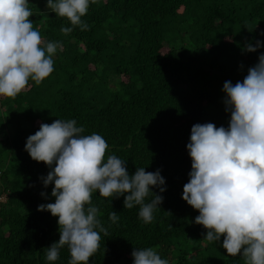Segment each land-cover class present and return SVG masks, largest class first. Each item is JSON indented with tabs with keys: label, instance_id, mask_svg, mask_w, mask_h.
I'll list each match as a JSON object with an SVG mask.
<instances>
[{
	"label": "trees",
	"instance_id": "trees-1",
	"mask_svg": "<svg viewBox=\"0 0 264 264\" xmlns=\"http://www.w3.org/2000/svg\"><path fill=\"white\" fill-rule=\"evenodd\" d=\"M46 3L29 0V19L45 44H62L54 71L39 85L29 78L14 99L0 96V264L71 259L67 246L57 261L46 259V248L59 240L58 217L37 208L55 202L54 184L44 187L41 178L51 169L25 150L41 123L57 119L76 120L84 135L100 134L109 145L106 155L125 160L130 175L144 167L159 169L165 179L166 191L152 188L163 202L148 224L139 206L124 208V196L93 193L108 234L101 233L89 264H133L134 248L147 247L169 264H246L242 255L227 254L223 236L204 239L207 230L195 223L199 211L182 196L192 126L228 128L223 84L242 82L264 53V0H90L82 17L86 30ZM61 27L73 31L65 35ZM257 41V51L244 50ZM112 211L116 223L109 220Z\"/></svg>",
	"mask_w": 264,
	"mask_h": 264
},
{
	"label": "clouds",
	"instance_id": "clouds-1",
	"mask_svg": "<svg viewBox=\"0 0 264 264\" xmlns=\"http://www.w3.org/2000/svg\"><path fill=\"white\" fill-rule=\"evenodd\" d=\"M89 5L90 0L46 3L50 12L81 30L88 28L82 17ZM32 15L29 0H0V96L14 99L28 86L29 78L39 85L54 71L53 56L62 44H45L29 19ZM73 27L60 31L67 35ZM260 47L257 41L244 50L255 52ZM223 91L226 111L231 112L229 126H192L187 144L192 164L182 198L199 211L195 223L207 230L204 239L219 242L223 236L222 247L229 256L240 254L246 264H264V53L242 82L225 81ZM84 131L74 119H57L41 123L25 144L34 161L51 169L41 179L45 188L54 184L55 202L37 208L58 217L60 236L46 248L49 262L57 261L65 246L69 264H89L99 250L101 233L108 232L92 203L93 193L105 198L124 196V208L139 206V218L148 224L163 202L152 188L166 191L159 169L146 172L139 167L130 175L125 160L106 155L109 145L100 134L84 135ZM149 196L152 199L145 202ZM109 220L116 223L118 214L112 211ZM131 255L133 264H169L153 247L134 248Z\"/></svg>",
	"mask_w": 264,
	"mask_h": 264
},
{
	"label": "rangeland",
	"instance_id": "rangeland-1",
	"mask_svg": "<svg viewBox=\"0 0 264 264\" xmlns=\"http://www.w3.org/2000/svg\"><path fill=\"white\" fill-rule=\"evenodd\" d=\"M50 81H51V79L46 80L45 85L48 86V83H49V85H50Z\"/></svg>",
	"mask_w": 264,
	"mask_h": 264
}]
</instances>
